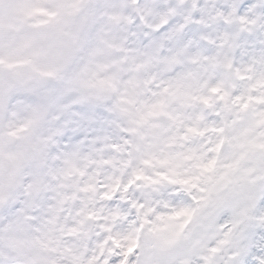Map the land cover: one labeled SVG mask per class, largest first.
<instances>
[{
	"label": "clouds",
	"instance_id": "9594fccd",
	"mask_svg": "<svg viewBox=\"0 0 264 264\" xmlns=\"http://www.w3.org/2000/svg\"><path fill=\"white\" fill-rule=\"evenodd\" d=\"M0 264H264V0H0Z\"/></svg>",
	"mask_w": 264,
	"mask_h": 264
}]
</instances>
